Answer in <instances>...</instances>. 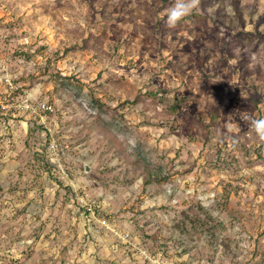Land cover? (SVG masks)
Returning a JSON list of instances; mask_svg holds the SVG:
<instances>
[{"label":"rangeland","instance_id":"obj_1","mask_svg":"<svg viewBox=\"0 0 264 264\" xmlns=\"http://www.w3.org/2000/svg\"><path fill=\"white\" fill-rule=\"evenodd\" d=\"M173 3L0 0V264H264V0Z\"/></svg>","mask_w":264,"mask_h":264},{"label":"clouds","instance_id":"obj_2","mask_svg":"<svg viewBox=\"0 0 264 264\" xmlns=\"http://www.w3.org/2000/svg\"><path fill=\"white\" fill-rule=\"evenodd\" d=\"M200 4V0H174L166 13V26L170 29L189 16ZM251 126L261 141H264V119H251Z\"/></svg>","mask_w":264,"mask_h":264},{"label":"built area","instance_id":"obj_3","mask_svg":"<svg viewBox=\"0 0 264 264\" xmlns=\"http://www.w3.org/2000/svg\"><path fill=\"white\" fill-rule=\"evenodd\" d=\"M43 109H45V110H51L52 108L50 106H47L46 104L45 105L43 104Z\"/></svg>","mask_w":264,"mask_h":264}]
</instances>
